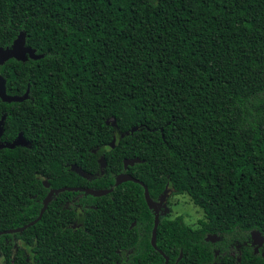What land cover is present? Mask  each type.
<instances>
[{"label":"trees","instance_id":"obj_1","mask_svg":"<svg viewBox=\"0 0 264 264\" xmlns=\"http://www.w3.org/2000/svg\"><path fill=\"white\" fill-rule=\"evenodd\" d=\"M21 33L42 58L0 66L9 96L28 93L22 102L0 98V141L21 134L28 143L0 148V167L10 162L14 176L25 175L10 182V198L29 191L35 172L112 190L87 195L97 206L92 229L104 217L105 230L91 262L113 255L106 248L121 235L135 264L165 263L151 243L145 188L116 186L122 174L155 202L168 188L170 200L187 196L205 215L198 228L182 216L159 224L157 248L169 264L181 251V261L206 260L231 240L251 246L252 232L264 237V0H0V48ZM241 264L264 257L249 250Z\"/></svg>","mask_w":264,"mask_h":264},{"label":"flooded vegetation","instance_id":"obj_2","mask_svg":"<svg viewBox=\"0 0 264 264\" xmlns=\"http://www.w3.org/2000/svg\"><path fill=\"white\" fill-rule=\"evenodd\" d=\"M4 118L3 116L0 121V125L3 122L1 137L3 136ZM15 141L16 139L0 141V145L10 147ZM25 143L26 145L21 147H28V143ZM98 150H100L99 147L96 153ZM103 160L104 156L101 155L98 160L101 169ZM12 173L10 162H5L3 167H0V209H2L0 211V264H135V251L132 247L121 246V235L115 237L114 246L106 248L112 250L113 255L103 254L100 259L93 256V260L97 261H90L91 254L103 253L105 230L102 226L104 217L98 219V229L93 230L90 224L93 217L90 211L96 210L97 206L93 200L87 198L86 190L90 189L89 187L49 183L48 180L42 179L40 173L35 172V175L31 176L35 178V183L27 188L29 191H23L22 194L13 192L15 198H10L8 192L10 182L16 178L18 182L25 178L23 172L16 176ZM51 193L52 198L41 217L45 200ZM25 194L35 202H24ZM169 201L170 199L158 207L160 223L166 219L179 217H173L167 209ZM156 202L159 203L160 198ZM196 215L198 216L195 218L184 217L186 223L193 228L200 227L205 218L204 214H199L198 209H196ZM115 222V228L120 232V225L117 221ZM134 225L135 223L131 227ZM209 236H215L217 241L213 243L208 239ZM206 240L216 244L221 238L216 234H208ZM89 242L95 247L91 248ZM243 243L241 246L238 241L231 240L229 245L222 246L219 250L213 249V256L206 260L199 257L188 262L181 261L184 257L181 251L174 264H241L243 255H247L249 250L255 255H262L261 250L253 245V240L251 246H247L249 243L247 240ZM101 244V247L96 246ZM165 246L167 248L168 244L166 243ZM156 250L164 258V264H166V258L169 259L167 254L158 248Z\"/></svg>","mask_w":264,"mask_h":264},{"label":"water","instance_id":"obj_3","mask_svg":"<svg viewBox=\"0 0 264 264\" xmlns=\"http://www.w3.org/2000/svg\"><path fill=\"white\" fill-rule=\"evenodd\" d=\"M28 58H31L33 60H39L42 58V56L37 55L35 50L28 48L26 46V34L25 33H21L18 36V38L15 40L11 48H7V49L0 48V66L4 65L5 62H7L10 59H16L19 61H27ZM0 98L3 102H6V103L22 102L28 98V93H26L23 97L9 96L7 94L6 80L0 75ZM2 125H3V122L0 125V137L2 135ZM136 130L137 129H132V132H135ZM115 143H116V138H114L111 143L112 148L115 147ZM22 145H24V139H23V136L20 134L18 138L16 139V141L10 146V148H15L16 146H22ZM1 147L3 146L0 145V148ZM139 162H141L139 159L125 160L124 161L125 169H127L129 166H134L136 163H139ZM72 170L76 171L83 177L90 179L88 174H86L81 169L77 168L76 166H73ZM129 181L140 183L145 188L146 202L148 204V207L155 213V222H154L151 242H152V246L155 249H157V231H158V227L160 223L158 207L162 205L164 202L168 201L173 191L167 188L164 194L161 196L160 202L157 203L151 199L148 188L143 183L137 181L130 175H127V174L119 175L116 178V186H119ZM110 192H112V190H92V189L86 190L87 194H91L96 197L105 196L109 194ZM51 198H52V193L45 200L44 208L41 213V217L43 213L45 212ZM208 239L212 241L213 243L217 241V238L215 236H209ZM252 240L254 242V245H256L261 250V254L264 257V237L261 235V233L254 231L252 232ZM168 261L169 259L166 258V264H168Z\"/></svg>","mask_w":264,"mask_h":264},{"label":"rangeland","instance_id":"obj_4","mask_svg":"<svg viewBox=\"0 0 264 264\" xmlns=\"http://www.w3.org/2000/svg\"><path fill=\"white\" fill-rule=\"evenodd\" d=\"M172 216H182L189 218H195L196 209L199 210V214H203L202 210L194 205V203L187 196H175L169 201V205L166 206ZM196 208V209H195ZM188 214L192 215L190 217ZM187 222V221H186ZM189 224V223H188Z\"/></svg>","mask_w":264,"mask_h":264}]
</instances>
